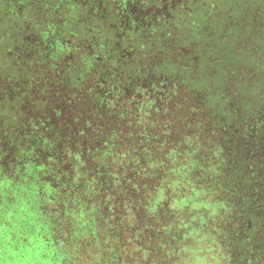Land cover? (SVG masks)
<instances>
[{
    "label": "trees",
    "instance_id": "1",
    "mask_svg": "<svg viewBox=\"0 0 264 264\" xmlns=\"http://www.w3.org/2000/svg\"><path fill=\"white\" fill-rule=\"evenodd\" d=\"M84 1L0 0V264H264L258 33L195 64Z\"/></svg>",
    "mask_w": 264,
    "mask_h": 264
},
{
    "label": "rangeland",
    "instance_id": "2",
    "mask_svg": "<svg viewBox=\"0 0 264 264\" xmlns=\"http://www.w3.org/2000/svg\"><path fill=\"white\" fill-rule=\"evenodd\" d=\"M84 2H86L89 6L83 3L81 5V10L83 11L88 9V13L93 15H108V19H112V16H114L116 20H110V25L114 28L120 27L118 31L124 28L128 29L131 26L136 28L141 26L151 28L150 26H155L156 31L160 33L165 46L173 51L180 50L185 52L187 50L186 53H190L192 62L195 64L201 61L207 62L206 59L209 60L211 56H214L213 53H218V57L222 58L226 55L225 48L232 47L234 49L236 46V42L227 39H219L217 30L208 25L207 21H209V18L216 17L215 14L220 15L215 11L204 13L203 16L205 17V22L202 23L186 14L182 15V11L180 12V9H178V17H176V14L173 13L175 10L173 9L171 11L166 3H162V6H160L161 4H158L154 8L155 11L159 10L161 12V14L156 16L158 14L157 12L156 15L148 14L147 12L139 9L137 6H132L134 9L127 8V10L132 9L131 13L126 12V10L119 11L115 9L113 5H124L122 0H85ZM125 8L126 6L124 5L123 9ZM209 10H211L210 7ZM114 44L115 43H112V45ZM247 55L248 54H245V57L243 58V63L247 65V67L241 64V66H239V71L243 68H248L254 61L259 60H256L257 56H255V58H251ZM241 61L242 60H240V62ZM262 61L263 60L260 59V62ZM39 256L40 253L37 255L38 259Z\"/></svg>",
    "mask_w": 264,
    "mask_h": 264
},
{
    "label": "flooded vegetation",
    "instance_id": "3",
    "mask_svg": "<svg viewBox=\"0 0 264 264\" xmlns=\"http://www.w3.org/2000/svg\"><path fill=\"white\" fill-rule=\"evenodd\" d=\"M122 2L126 6L123 11L131 13L133 7L137 6L148 14L158 13L156 16L161 12L155 11L154 8L158 4L162 6V3H166L171 11L174 9L177 12H173L176 17L180 9L182 15L186 14L202 23L205 22L204 13L215 11L220 15L215 14L216 17L209 18L207 23L217 30L219 39L236 42L235 47L246 46L255 39H252L253 33H258L259 38L256 39L264 42V0H122Z\"/></svg>",
    "mask_w": 264,
    "mask_h": 264
}]
</instances>
